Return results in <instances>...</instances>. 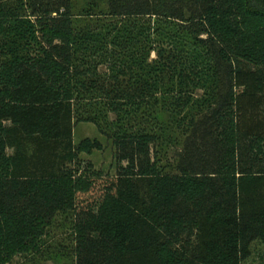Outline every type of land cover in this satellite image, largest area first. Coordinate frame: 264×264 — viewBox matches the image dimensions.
Segmentation results:
<instances>
[{
    "label": "trees",
    "instance_id": "1",
    "mask_svg": "<svg viewBox=\"0 0 264 264\" xmlns=\"http://www.w3.org/2000/svg\"><path fill=\"white\" fill-rule=\"evenodd\" d=\"M165 111L186 115L172 171L158 157ZM80 122L114 141L116 178L83 167L104 146L75 145ZM62 218L71 264L251 258L264 243V0H0V264L45 256Z\"/></svg>",
    "mask_w": 264,
    "mask_h": 264
},
{
    "label": "rangeland",
    "instance_id": "2",
    "mask_svg": "<svg viewBox=\"0 0 264 264\" xmlns=\"http://www.w3.org/2000/svg\"><path fill=\"white\" fill-rule=\"evenodd\" d=\"M83 6L82 2H79L77 9L74 13L81 11ZM139 22L140 24H156V19L154 18H142ZM169 27V26H168ZM164 26L163 28H168ZM157 51H152L150 61H154L158 58ZM104 70V68H102ZM107 70V68H105ZM189 92H193L194 98L201 97L204 95L202 89H197L194 91L192 86L189 87ZM195 92V93H194ZM83 112L85 109L87 111L90 108H82ZM108 119L112 122L116 119V115L109 113ZM171 116L175 120L168 121V117ZM163 119L168 123V126L171 125V129L165 131V134L162 136V147L159 150L160 154V166H163L166 169V166L169 165L171 168L169 171H172L176 166L177 157L176 153L180 148H182V143L184 140L186 125H183L185 114H175L172 111H165L162 113ZM85 139L99 140L104 149L102 151H95L91 155L82 154L80 155V160L83 167H86L87 164L91 163L93 165V172L104 179L116 178L119 163L116 157V146L114 141L100 132L98 126L91 122H80L77 123L74 130V144L78 145ZM122 165L126 166L127 162H123ZM168 173V172H167ZM72 218L67 222H64V218L60 220L59 226L55 228L51 235L46 240V247L44 248L46 254L45 256H17L9 264H71L76 262V234L74 231V225L72 223ZM61 224V225H60ZM252 256L244 264H264V243L256 242L252 247Z\"/></svg>",
    "mask_w": 264,
    "mask_h": 264
}]
</instances>
